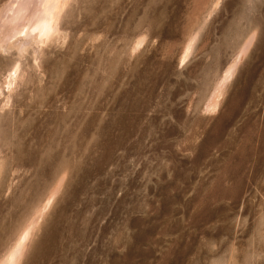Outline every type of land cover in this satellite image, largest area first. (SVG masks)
Listing matches in <instances>:
<instances>
[{"label": "rangeland", "instance_id": "obj_1", "mask_svg": "<svg viewBox=\"0 0 264 264\" xmlns=\"http://www.w3.org/2000/svg\"><path fill=\"white\" fill-rule=\"evenodd\" d=\"M16 44L0 264H264V0H68Z\"/></svg>", "mask_w": 264, "mask_h": 264}, {"label": "bare ground", "instance_id": "obj_2", "mask_svg": "<svg viewBox=\"0 0 264 264\" xmlns=\"http://www.w3.org/2000/svg\"><path fill=\"white\" fill-rule=\"evenodd\" d=\"M67 1L10 0L0 12V48L16 42L24 50L30 42L42 44L56 35L59 16ZM232 70L226 73L224 81L229 79ZM21 250L17 246L9 254L7 264H17Z\"/></svg>", "mask_w": 264, "mask_h": 264}]
</instances>
